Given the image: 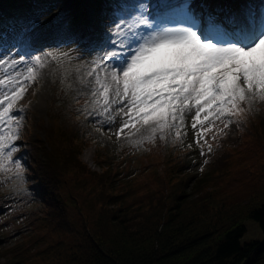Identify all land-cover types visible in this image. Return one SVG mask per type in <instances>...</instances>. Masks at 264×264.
<instances>
[{"label": "snow or ice", "instance_id": "snow-or-ice-1", "mask_svg": "<svg viewBox=\"0 0 264 264\" xmlns=\"http://www.w3.org/2000/svg\"><path fill=\"white\" fill-rule=\"evenodd\" d=\"M111 7L109 22L93 32L86 60L76 49L39 46L40 37L71 28L64 11L30 16L11 47L0 44V177L18 191L27 182L23 156L17 155L25 147L17 143L27 119L28 105L21 102L53 62L62 70V85L71 89L68 78L75 73L88 89L77 93L84 97L77 111L84 119L99 117L94 131L108 125V139L115 136L132 148L170 138L183 144L191 114L201 155L205 147L211 154L209 138L218 141L264 105V10L255 13L245 5L223 13V22L211 12L202 22L184 3L176 12L180 24L169 26L145 0H114Z\"/></svg>", "mask_w": 264, "mask_h": 264}, {"label": "rangeland", "instance_id": "rangeland-1", "mask_svg": "<svg viewBox=\"0 0 264 264\" xmlns=\"http://www.w3.org/2000/svg\"><path fill=\"white\" fill-rule=\"evenodd\" d=\"M88 1L91 0L82 2V21L92 23L99 15L95 16ZM157 1L145 0L151 6ZM115 2L124 5L135 0ZM201 2L194 0L192 5V11L200 16L207 9H216L223 17V13L245 5L255 13L264 10V0H203L204 8ZM113 3L114 0H106L104 17L112 10ZM100 19L104 27L109 22ZM77 27L75 23L67 31L50 32L46 35L51 37L45 42L59 40L61 48L76 49L86 60L90 52L85 49L90 47L93 36H87L80 48L67 44L69 33ZM96 27H101L100 22L97 21ZM62 76V70L53 62L43 71L40 83L28 89L21 102L28 105L25 134L17 143L23 144L24 150L33 146L39 153L44 148L53 156L54 164L68 167L61 168L54 192L72 231L56 228L48 217L45 202L33 194L36 191L30 190L29 176L25 174L24 191H18L14 182L0 177L5 180L0 183V264H55L58 255L73 249L81 240L82 226H103L108 208L117 207H121V221L135 232L148 224L153 213L159 226L178 209L180 216L175 213V219L181 223L196 222L203 227L217 224L219 217L224 220L228 217L230 222L241 219L246 230L241 241L262 237L257 222L246 213L264 195V106L257 107L242 123L232 124L218 141L209 138L214 147L211 154L205 147V155H201L191 127V114L185 119L187 135L183 144L170 138L167 142L157 140L154 145L132 148L125 141L117 142L115 136L108 139V125H104L101 133L94 131L100 126L96 119H84L77 111L84 100L77 93L88 89L76 82L75 73L68 78L73 84L71 89L61 84ZM118 126L119 118L113 130ZM68 153L79 158L83 171L61 162ZM27 172L31 174L32 169ZM112 195H116L115 202L109 204L108 196ZM109 230L113 236L117 227L110 225Z\"/></svg>", "mask_w": 264, "mask_h": 264}, {"label": "trees", "instance_id": "trees-1", "mask_svg": "<svg viewBox=\"0 0 264 264\" xmlns=\"http://www.w3.org/2000/svg\"><path fill=\"white\" fill-rule=\"evenodd\" d=\"M83 1L0 0V27L8 26L12 23L11 20L23 17L26 20L48 9H52L55 14V11L57 9L59 11L62 5V11L68 13L67 17L71 26L75 24L74 20L84 23L82 21ZM88 3L90 6L93 5L95 16L99 15L98 20L101 24L99 29L104 28L100 18L105 20L106 0H91ZM92 20L94 22L97 18ZM17 28L20 29V26ZM99 29L96 27L91 33L98 32ZM6 42H12V40ZM4 43L0 40V44L4 45ZM72 45H75V42ZM42 46L45 47L43 44ZM98 118L90 117L87 120L92 121ZM17 155L23 156L27 170L32 169L33 176L32 173L26 172V176H29L31 180L29 188L31 187L32 193L33 190L36 191V194H33L45 202L49 219L60 231H72V226L66 219L65 210L54 192L58 175L63 171L61 168L67 169L68 167L54 164L55 160L54 162L51 160L53 156L48 155L44 148L39 153L31 146ZM61 162H68L75 167L74 170L83 171V164L74 153L66 154ZM115 197L116 195L108 196L109 204L112 201L115 202ZM178 198H181V195H178ZM261 198L256 200L246 213V216L254 219L260 227L262 233L260 239L251 238L241 241L246 231L241 219L230 222L227 220L228 217L225 220L219 217L217 224L199 227L194 224L196 222L181 223L175 219L176 214L180 216L178 209H176V214L169 215L165 223L159 226L157 216L153 213L148 224L135 232L133 227L121 221L122 216L119 212L121 207L114 210L108 208L103 226L98 228L82 226L81 240L73 249H70L73 253L69 254L70 250L63 251L57 256L55 264H263L264 195ZM110 225L117 227L116 234L113 236L109 235Z\"/></svg>", "mask_w": 264, "mask_h": 264}, {"label": "bare ground", "instance_id": "bare-ground-1", "mask_svg": "<svg viewBox=\"0 0 264 264\" xmlns=\"http://www.w3.org/2000/svg\"><path fill=\"white\" fill-rule=\"evenodd\" d=\"M22 4V3H21ZM16 10V9H15ZM59 31H62V30H59ZM58 31V33L60 34V32ZM64 31V30H63ZM72 32V31H71ZM69 33V37L72 35V33Z\"/></svg>", "mask_w": 264, "mask_h": 264}]
</instances>
